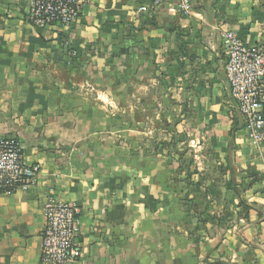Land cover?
Masks as SVG:
<instances>
[{"label":"crops","instance_id":"1","mask_svg":"<svg viewBox=\"0 0 264 264\" xmlns=\"http://www.w3.org/2000/svg\"><path fill=\"white\" fill-rule=\"evenodd\" d=\"M191 1L184 15L178 0H90L62 30L0 0V135L39 165L0 192V264H39L50 198L83 208L78 264H264V142L219 37L264 43V0Z\"/></svg>","mask_w":264,"mask_h":264},{"label":"built area","instance_id":"2","mask_svg":"<svg viewBox=\"0 0 264 264\" xmlns=\"http://www.w3.org/2000/svg\"><path fill=\"white\" fill-rule=\"evenodd\" d=\"M90 0H31L26 16L37 28L70 29ZM182 14L192 12L191 0H178ZM144 8L141 7L142 11ZM225 55V77L234 104L244 119L247 137L264 142V43H248L233 30H220ZM70 55L76 50L66 45ZM39 165L25 160L23 144L16 134L0 135V192L26 189L35 182ZM83 208L76 203L48 199L41 232L39 264H78L82 258Z\"/></svg>","mask_w":264,"mask_h":264},{"label":"rangeland","instance_id":"3","mask_svg":"<svg viewBox=\"0 0 264 264\" xmlns=\"http://www.w3.org/2000/svg\"><path fill=\"white\" fill-rule=\"evenodd\" d=\"M195 160L196 159H193V158H190V159H187L185 162L184 161H182V162H180V163H182V164H184L185 166H187L188 168H187V171L185 172V174H184V176L186 177V178H188L189 180V182H191V188H195L196 186H197V183H199V181H200V175H199V177L197 178V177H194V175H193V173H195V172H198L197 170H195V168L194 167H197V164H195ZM181 164V165H182ZM184 165H183V167H184ZM191 166V167H190ZM189 169H191V171L189 172ZM193 175V176H192ZM194 177V178H193ZM191 192V190H188V193H190ZM187 194V193H186ZM181 198H184V199H186V198H188L187 197V195H181Z\"/></svg>","mask_w":264,"mask_h":264}]
</instances>
